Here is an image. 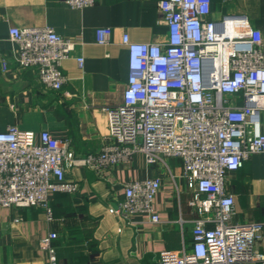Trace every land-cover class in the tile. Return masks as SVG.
<instances>
[{
	"label": "built area",
	"instance_id": "2783aa9c",
	"mask_svg": "<svg viewBox=\"0 0 264 264\" xmlns=\"http://www.w3.org/2000/svg\"><path fill=\"white\" fill-rule=\"evenodd\" d=\"M84 9L95 0H63ZM212 0H161L166 41L123 43L129 51V76L120 105L107 107L108 135L99 151L73 161L70 141L48 131L36 141L33 131L10 125L0 132V207H41L54 219L49 193L74 194L78 184L67 178V161L97 171L129 163L143 153L148 164L171 158L182 162L183 177L193 195L195 220L191 249L166 250L156 264H256L264 223H233L235 199L227 189L228 174L264 153L263 36L246 14L208 20ZM12 56L19 69H37L40 81L53 90L67 82L62 63L75 41L53 27H12ZM112 30H96L97 43H110ZM80 68L82 57L77 59ZM6 68V63H3ZM160 178L124 184V197L110 213L160 217L154 200ZM212 224V227L208 225ZM56 232L41 238L50 264H58Z\"/></svg>",
	"mask_w": 264,
	"mask_h": 264
},
{
	"label": "crops",
	"instance_id": "0c3cea01",
	"mask_svg": "<svg viewBox=\"0 0 264 264\" xmlns=\"http://www.w3.org/2000/svg\"><path fill=\"white\" fill-rule=\"evenodd\" d=\"M160 1L95 0L91 7L72 9L63 0H0V132L15 125L33 131L40 142V134L48 131L70 141L73 161L99 151L108 135L106 108L122 104L128 81L123 35L136 43L166 41ZM232 14L249 17L262 33L264 50V0H212L207 19ZM41 26L75 41L62 63L68 80L58 91L41 83L37 69H19L12 56L16 44L10 29ZM100 27L112 30L107 45L97 43ZM65 169L78 191L49 193L53 220L41 207H0V264H50L48 251L40 245L50 232L58 234V264H156L163 251L191 249L199 215L190 204L193 192L180 159L150 165L143 153H136L129 163L102 171L71 161ZM147 178L161 179L153 206L159 222L147 213L124 217L109 212L123 199L125 183ZM227 189L235 199L233 223H264V153L229 173ZM256 249L264 254V229Z\"/></svg>",
	"mask_w": 264,
	"mask_h": 264
}]
</instances>
